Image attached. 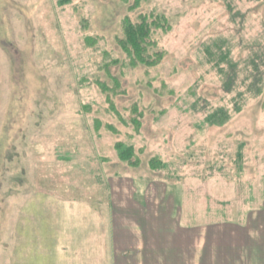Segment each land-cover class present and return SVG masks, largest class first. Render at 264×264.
Here are the masks:
<instances>
[{"label": "rangeland", "instance_id": "1", "mask_svg": "<svg viewBox=\"0 0 264 264\" xmlns=\"http://www.w3.org/2000/svg\"><path fill=\"white\" fill-rule=\"evenodd\" d=\"M128 22L151 25L154 66ZM126 178L178 216L160 258L106 228ZM249 218L264 227V0H0V264H234Z\"/></svg>", "mask_w": 264, "mask_h": 264}, {"label": "crops", "instance_id": "2", "mask_svg": "<svg viewBox=\"0 0 264 264\" xmlns=\"http://www.w3.org/2000/svg\"><path fill=\"white\" fill-rule=\"evenodd\" d=\"M125 180L130 181V185L132 190L135 189L134 185L137 187V192L130 193V194H123L126 199L120 200L122 203V206L120 205L118 208L116 203V197H121V194L115 193V187H118L124 183ZM141 183H137L132 181L130 178L121 179V181L118 182L117 186L114 185L113 182L111 183V196L110 198L114 201L113 205H110V210L108 211L107 217V227L106 228H113L111 234H112V240L114 241V238L117 236L114 235V228H123L122 233H128V231L131 232L132 240L134 242H138L135 246L136 249L142 250V253L140 251V255L144 257V255L147 257L153 256L155 259L157 256L160 258L161 254L160 252L156 251H147V249L151 248L150 242L154 241L153 249L151 250H163L162 245V233L163 232H169L170 233H178L179 231V220L178 216L174 217L172 216L173 210L171 211V215L169 213L165 214V204L162 202L161 198L154 193V190L151 186L147 187L142 185ZM136 190V189H135ZM164 202H166V198L163 199ZM166 215V216H165ZM168 217V218H167ZM170 217V218H169ZM165 219V221H164ZM174 219V220H173ZM74 224L75 221H74ZM251 222V218L248 219L246 224L244 226H241L242 228H229L228 231L231 233H237L241 234V237L235 238V245L232 252L233 255L240 254L241 257L239 259V262H234V264H254V260H256V256H259L260 253L259 250H264V227H261L259 224L257 227H253ZM71 226V224L68 225V228ZM240 227V226H239ZM71 228V227H70ZM74 228H78V226H74ZM124 228H130V230ZM215 228H202L203 230V248L207 250V248H211L213 246L214 256H220L225 255V250L227 251V247H224L222 245V241H217V244L210 245L209 244V236L212 232H214ZM220 230L223 229V231H227L225 228H219ZM120 231V230H119ZM118 233V232H117ZM128 240L126 237L123 236V241ZM158 240V241H157ZM242 240V241H241ZM232 243V242H231ZM144 248V249H143ZM225 248V249H224ZM145 250V251H143ZM218 250V254H217ZM229 254L230 252L227 251ZM147 263V262H146ZM156 263V260H155ZM221 264V263H220Z\"/></svg>", "mask_w": 264, "mask_h": 264}, {"label": "trees", "instance_id": "3", "mask_svg": "<svg viewBox=\"0 0 264 264\" xmlns=\"http://www.w3.org/2000/svg\"><path fill=\"white\" fill-rule=\"evenodd\" d=\"M150 28L151 25L148 24L135 26L132 23L128 22L127 24H125L124 40L122 42V46L129 52V54H131V59L135 63L143 64L146 66H154L156 64L153 60L150 59L149 56H146L148 53L146 42ZM228 66L229 70L231 69L232 72L226 75L225 82L228 81V86L230 87L231 83L235 82L237 73L233 69L234 65H232L229 61ZM218 118H215V115H211L208 118V122H210L212 126H220L222 124H225L229 119L228 117H226L224 120L220 119L221 121L215 120ZM117 150H119L118 152H120V157L121 159H124V161H129L133 157V146H129L127 148L117 146Z\"/></svg>", "mask_w": 264, "mask_h": 264}]
</instances>
